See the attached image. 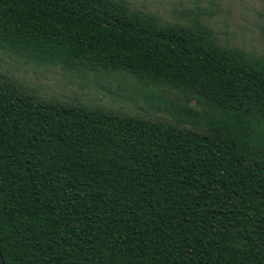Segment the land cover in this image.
<instances>
[{
  "label": "trees",
  "instance_id": "trees-1",
  "mask_svg": "<svg viewBox=\"0 0 264 264\" xmlns=\"http://www.w3.org/2000/svg\"><path fill=\"white\" fill-rule=\"evenodd\" d=\"M0 49L133 78L130 95L175 121L0 79L4 264H264V48L220 43L197 11L166 22L126 0H0Z\"/></svg>",
  "mask_w": 264,
  "mask_h": 264
},
{
  "label": "rangeland",
  "instance_id": "rangeland-1",
  "mask_svg": "<svg viewBox=\"0 0 264 264\" xmlns=\"http://www.w3.org/2000/svg\"><path fill=\"white\" fill-rule=\"evenodd\" d=\"M126 1L132 8L153 13L166 22H184L189 15L200 12V18L210 26L220 43L255 53L263 51L264 0ZM9 77L34 99L89 105L175 124L165 112L144 103L142 96L130 95L133 94L130 85L134 79L123 78L119 73L77 74L58 66L38 64L0 49V79ZM162 90L161 95L165 98L185 100L183 93ZM191 103H194L193 99Z\"/></svg>",
  "mask_w": 264,
  "mask_h": 264
},
{
  "label": "water",
  "instance_id": "water-1",
  "mask_svg": "<svg viewBox=\"0 0 264 264\" xmlns=\"http://www.w3.org/2000/svg\"><path fill=\"white\" fill-rule=\"evenodd\" d=\"M0 264H4L3 263V258H2L1 252H0Z\"/></svg>",
  "mask_w": 264,
  "mask_h": 264
}]
</instances>
